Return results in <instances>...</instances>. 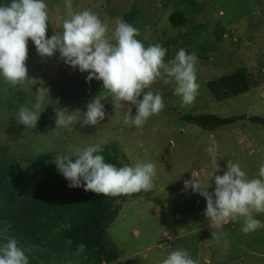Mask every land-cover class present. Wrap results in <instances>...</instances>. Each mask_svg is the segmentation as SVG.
I'll list each match as a JSON object with an SVG mask.
<instances>
[{
  "label": "rangeland",
  "instance_id": "rangeland-1",
  "mask_svg": "<svg viewBox=\"0 0 264 264\" xmlns=\"http://www.w3.org/2000/svg\"><path fill=\"white\" fill-rule=\"evenodd\" d=\"M45 2L49 17L46 37L62 31L71 13L85 9L108 25L107 35L111 37L116 19L127 22L135 7L137 16L132 25L139 32L136 38L145 47L159 43L167 49L165 63L181 48L197 54L198 95L192 104L183 105L181 97L174 95L175 85L166 83L167 77L162 75L151 90L161 95L164 110L139 128L128 126L123 121L127 106L117 107L102 82L86 83L87 73L65 65L58 53L42 59L29 40L26 66L34 80L17 86L0 80V145H9L16 155H23L27 172L34 165H53L58 155L72 158L89 144H116L129 166L137 161L153 162L157 169L153 189L125 202L106 230L125 264H161L178 248L199 264H264V228L245 234L241 231L242 217L217 228L203 215L205 200L183 187L192 175L207 186L210 174L216 171L207 153L213 142L218 146L216 175H222L233 162L240 164L248 178H256L264 163V128L238 121L208 132L182 120L185 115L264 119V0H72L71 9L65 7V0ZM175 12L184 16V22L176 28L169 22ZM238 69H245L258 87L216 101L207 82ZM18 91L29 107L37 95L45 97L40 119L46 117V125L37 126L39 119L34 129H20ZM97 95L105 105L104 121L96 126L78 122L73 130L55 127L57 109L84 112ZM209 183L207 191L211 193L215 185ZM253 215L264 222V213ZM79 262L78 254L44 261Z\"/></svg>",
  "mask_w": 264,
  "mask_h": 264
},
{
  "label": "clouds",
  "instance_id": "clouds-1",
  "mask_svg": "<svg viewBox=\"0 0 264 264\" xmlns=\"http://www.w3.org/2000/svg\"><path fill=\"white\" fill-rule=\"evenodd\" d=\"M65 7L71 9L72 0H65ZM48 18L45 0L0 2V80L13 86L34 80L28 76L26 66L30 40L42 59L58 53L65 65L87 73L86 83L92 80L102 82L103 90L112 95L117 107L127 106L123 117L125 125L139 128L164 110L161 95L151 90V85L162 75L167 77L166 83L175 85L174 95L181 97L183 105L195 101L199 89L196 74L198 56L195 52L187 53L181 48L174 59L165 63L167 49L162 45L157 43L145 47L136 38L138 29L122 18L116 19L109 37L108 25L88 9L71 13L70 18L64 20L62 31L46 37ZM44 99L37 95L30 107H19L17 121L26 130L36 127ZM105 117V105L97 95L87 103L84 112L57 109L55 127L73 130L78 122L83 126H96ZM102 151L100 144H89L73 153L74 160L68 155H58L53 163L68 182V187H83L85 192L96 195L147 193L153 189L157 174L153 162L137 161L132 166L117 167L105 162ZM217 151L215 142L207 149L216 165V171L210 174L209 180L214 182V190L211 193L207 191L210 183L204 186L192 174V178L184 181V190L190 188L205 200L203 215L217 228L241 217V231L245 234L264 228V222L253 215L264 213V163L260 165L256 178H248L240 164L233 162H229L222 175H216L219 171ZM0 264H29L25 250L18 246L16 239L9 238L7 243L0 245ZM161 264L199 262L186 250L178 248L171 251Z\"/></svg>",
  "mask_w": 264,
  "mask_h": 264
},
{
  "label": "trees",
  "instance_id": "trees-1",
  "mask_svg": "<svg viewBox=\"0 0 264 264\" xmlns=\"http://www.w3.org/2000/svg\"><path fill=\"white\" fill-rule=\"evenodd\" d=\"M8 3L9 0H0ZM137 10L132 8L127 23L133 24ZM176 28L184 22L182 13L170 15ZM245 69L209 81L206 87L212 97L224 101L258 87ZM18 93L17 112L25 103ZM182 120L212 132L219 127L248 122L264 128V119L221 118L215 115H185ZM41 117L37 126L46 125ZM20 129L24 126L20 124ZM105 162L117 167L128 165L116 144L102 147ZM76 157H72L74 160ZM24 156L16 155L9 145H0V245L14 238L28 256L29 264L63 259L78 254L79 264H125L121 253L109 241L107 228L114 223L122 205L143 193L103 196L85 192L83 187L70 188L55 164L34 165L30 172L23 167Z\"/></svg>",
  "mask_w": 264,
  "mask_h": 264
}]
</instances>
